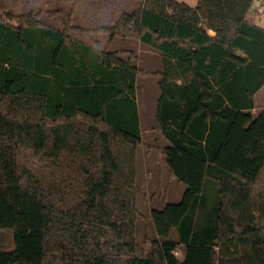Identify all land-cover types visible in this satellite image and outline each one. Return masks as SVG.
Here are the masks:
<instances>
[{"label": "trees", "instance_id": "16d2710c", "mask_svg": "<svg viewBox=\"0 0 264 264\" xmlns=\"http://www.w3.org/2000/svg\"><path fill=\"white\" fill-rule=\"evenodd\" d=\"M196 1L144 0L94 29L75 25L77 5L16 14L0 3V230L15 239L0 264H264L261 0ZM58 16L61 31L45 20ZM101 34L154 49L163 70L103 49ZM139 77L161 78L155 128L186 187L151 211L156 238L141 254Z\"/></svg>", "mask_w": 264, "mask_h": 264}, {"label": "rangeland", "instance_id": "374dc122", "mask_svg": "<svg viewBox=\"0 0 264 264\" xmlns=\"http://www.w3.org/2000/svg\"><path fill=\"white\" fill-rule=\"evenodd\" d=\"M3 1L6 2L8 5V8L15 12L16 14H21L25 10L27 11H39L42 10L40 7L43 5V0H0V3ZM78 0H61L62 3H60L59 6H53L49 11H57L56 9L61 8L63 12H69L71 10V6L73 3L77 2ZM180 2L185 3H192L195 0H179ZM141 4V0H129L127 2V9L123 11L124 13H131L133 12L139 5ZM91 7L89 3L84 2L78 10L77 13H84L87 12L86 10ZM90 9V8H89ZM254 13H262L264 12V0H261L260 2H257L254 7ZM82 11V12H81ZM122 12V13H123ZM257 14V13H256ZM90 16V15H89ZM111 16V15H109ZM115 17V15L113 16ZM45 20L55 29L62 30V17L58 16L52 20H48L45 18ZM92 18H89L87 22L92 23ZM252 21H254L256 24H258L260 27L264 28V20L257 21V17L252 16ZM85 21H80V16L76 18L75 25L78 24H85ZM106 22V23H105ZM104 23H100L102 26L110 27L112 24H115L114 21L109 22L105 21ZM92 26V25H91ZM74 39L83 41L86 44H90V40L87 36L81 35V34H74L72 35ZM79 38V39H78ZM99 40H101L102 48L108 51H117V50H131V51H137V47L140 41L134 40V39H122L117 38L116 42L112 45L107 43L105 38L101 39L100 36L98 37ZM162 60H153L152 63H147L146 58L142 57V63L140 64L141 69L147 71H154L153 73H156L155 71H162L163 70V58ZM148 71V72H150ZM151 73V72H150ZM161 80V78L158 77H140V83H139V101H140V111L142 117L145 115L151 117V113L153 115V122H156V109H157V103L152 102V97L155 95V93H159V87L158 82ZM145 81V82H144ZM141 82L147 83L146 89L144 87H141ZM152 102V103H151ZM255 106H256V113H259L261 110L264 109V89L255 97ZM149 113H148V110ZM256 115V114H254ZM147 118V116H146ZM145 145L139 148L138 151V162H137V192H138V208L139 211L142 214L143 219H140L138 221V229H137V238H138V254H141L144 250L145 241L148 238L151 240L155 239L156 236L154 234V227L152 223L150 222V211L151 209L154 210H162L164 205L166 203L169 204H177L181 201V198L183 196V193L186 189V187L176 180H171L169 177L168 170L166 166L164 165V158L159 153L156 155H153V157H160V160L158 159L157 165L155 164V176L156 178H153V176H148V170L150 169L149 166V160L148 157L152 153L153 148H157L158 152L161 153L163 150V146L166 145V141L160 136L150 135L146 134L144 138ZM165 149V148H164ZM160 174V175H159ZM158 176L159 182L162 180L163 187H159V182L157 184ZM153 178V179H150ZM178 233L177 231H173L171 240L177 241ZM15 248V239H14V232L11 229H5L0 230V251H11ZM182 248L179 249L178 257L182 258L183 255Z\"/></svg>", "mask_w": 264, "mask_h": 264}, {"label": "crops", "instance_id": "0c3cea01", "mask_svg": "<svg viewBox=\"0 0 264 264\" xmlns=\"http://www.w3.org/2000/svg\"><path fill=\"white\" fill-rule=\"evenodd\" d=\"M86 1L91 6V7H89L90 9L88 8L86 10L87 12L84 11V13H82V14L81 13H77L76 11L80 7V5H82ZM128 1L129 0H78L77 2L73 3L72 6H71V10H72L73 6L77 5V8L75 9L74 23L76 21V18L78 16H80V21H82V23H83V21H85L84 22L85 24H78L76 26L83 27V28L94 29V28H97V27H106V26H102L100 23H104L105 21L109 22L110 20H111V22L114 21V23L116 24V22L119 19V17L124 13L123 11H125L127 9V6H128L127 2ZM143 1L144 0H141V3ZM60 3H62L61 0H43V5L38 6V7H40L42 10L48 11L53 6H59L60 7ZM187 4L190 5L191 7H195L196 4H197V1L195 0L194 2L192 1V3H190V4L189 3H187ZM255 5H256V3H255ZM255 5H254V7H255ZM56 10H62V9L59 8V9H56ZM109 15H111V16H109ZM114 15H115V17H113ZM89 18H92V20H91L92 23L87 22L89 20ZM115 24H112L110 27L114 26ZM99 36H100L101 39L105 38L106 42L111 44V45L113 43H115L116 39H117V38H112L108 34H101ZM100 42H101V40H100ZM117 51H122V50H117ZM123 51H131V50H126L125 49ZM131 52H134L136 54V56L138 57L137 65H138L139 68H141L140 64L142 63V57L143 56L146 58V62L147 63H152L153 60H155V61L156 60H162L161 59L162 55L159 52L155 51L154 49H152V48H150L147 45H144L142 43H139L136 52L135 51H131ZM147 71H150V70H147ZM150 72H154V71H150ZM155 72H160V71L158 70V71H155ZM144 82H141V87H144L146 89V86H147L146 84L147 83H144ZM139 83H140V77L137 79L136 102L138 104L140 128L142 130V138H143V140H145L144 138H145L146 134L160 136L161 133L158 131L157 128H155L156 127L155 126L156 122H153L152 113H151V117H149L150 113H149L148 109L147 110H148L149 116L145 115V117L144 116L142 117V115H141L140 101H139V98H140L139 97V89H140L139 88ZM263 89H264V87H263ZM260 92H258L257 95ZM158 98H159V93H155V95L152 97L153 106H154V103H157ZM253 113L256 114V109L253 111ZM146 116H147V118H146ZM166 147H167V143H166V145L163 146V150L161 151V153L158 152L157 148H153L151 150L152 153L148 157L149 166H150V169L147 172L148 176H150V177L153 176V178H156L155 173H154V171L156 169L155 164L157 163L158 159L160 160V157L157 158L156 156H157L158 153L162 156V152L164 151V148H166ZM153 155H156V156L153 157ZM153 178H150V179H153ZM159 178H160V176H158L157 184L159 182ZM162 182L163 181L160 180L159 187H163ZM152 210H154V209H151V211ZM151 211H150V213H151ZM183 257H184V254L182 255V258H180V259H183Z\"/></svg>", "mask_w": 264, "mask_h": 264}, {"label": "built area", "instance_id": "2783aa9c", "mask_svg": "<svg viewBox=\"0 0 264 264\" xmlns=\"http://www.w3.org/2000/svg\"><path fill=\"white\" fill-rule=\"evenodd\" d=\"M255 11V10H254ZM257 13V14H256ZM256 13H254L253 12V16L254 17H257V21H262V20H264V12H262V13H258V12H256Z\"/></svg>", "mask_w": 264, "mask_h": 264}]
</instances>
